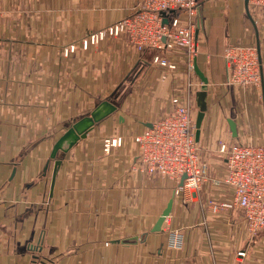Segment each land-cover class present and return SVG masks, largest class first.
Segmentation results:
<instances>
[{
	"label": "crops",
	"instance_id": "1",
	"mask_svg": "<svg viewBox=\"0 0 264 264\" xmlns=\"http://www.w3.org/2000/svg\"><path fill=\"white\" fill-rule=\"evenodd\" d=\"M138 2L0 0V264H264V231L251 237L239 206L213 209L234 195L214 181L227 174L220 141L264 144V12L246 0H198L195 62L208 78L198 153L210 179L188 197L136 168L134 139L173 109L172 96H187L189 80L200 83L196 117L202 80L187 75L182 50H140L125 33L82 47ZM166 15L187 20L181 9ZM235 44L258 47L260 86L226 83L224 51ZM157 54L178 68L152 63ZM104 100L116 111L59 152L51 192L54 144ZM111 135L122 144L107 153ZM170 202L165 229L152 231ZM174 230L180 247L168 244Z\"/></svg>",
	"mask_w": 264,
	"mask_h": 264
},
{
	"label": "built area",
	"instance_id": "2",
	"mask_svg": "<svg viewBox=\"0 0 264 264\" xmlns=\"http://www.w3.org/2000/svg\"><path fill=\"white\" fill-rule=\"evenodd\" d=\"M248 3L257 14L264 12V0H248ZM176 9L185 12V23L178 16L169 19L165 15ZM198 11V0H139L137 11L132 16L88 32L82 39V47L87 49L107 36L125 33L140 50L146 47L166 51L181 49L186 62V73L191 76L195 73L198 53ZM74 49L75 45L72 44L65 49V53ZM224 59L228 85L260 86L262 71L256 45H228L224 51ZM152 63L169 70L178 68L175 62L158 54L153 57ZM198 86L200 83L189 80L187 96H172L173 109L134 138L139 144L136 168L144 173L173 179L176 183L175 194L183 193L188 197L210 179L206 167L199 161L195 108L190 99L194 87ZM121 144V136L103 138L104 152L109 153ZM218 151L226 161L227 174L221 180L214 181L232 187L234 195L231 201L216 204L213 209L218 212L220 207H241L249 234L254 237L264 231V144L222 140ZM184 174L186 178L180 185ZM162 229H165V220ZM130 241L135 239L131 238ZM168 241L170 247H180L182 236L174 230ZM238 255L245 256L246 250L238 251Z\"/></svg>",
	"mask_w": 264,
	"mask_h": 264
},
{
	"label": "water",
	"instance_id": "3",
	"mask_svg": "<svg viewBox=\"0 0 264 264\" xmlns=\"http://www.w3.org/2000/svg\"><path fill=\"white\" fill-rule=\"evenodd\" d=\"M246 4L248 5V0H246ZM248 7V6H247ZM249 12V10H248ZM166 15V13H165ZM164 21L167 22V19L164 18ZM195 72L200 76L202 80V86L201 89L197 92V105H198V112L196 115V139L199 141L200 139V130L202 125V120L204 118L206 109H207V84H208V78L204 75V73L198 68V65L195 62ZM117 106L115 104H112L109 100L102 101L95 110L91 112L90 115L84 116L83 118L77 120L74 122L67 130L66 132L57 140V142L54 144L53 151H52V158L55 159L54 162V172H53V178H52V185H51V192H53L54 189V183L56 174L58 172V169L61 164V159L58 158V154L60 151H65L67 147L73 146L81 137H85L90 129L94 126L96 122H99L104 117L109 115L110 113L116 111ZM230 129L232 131V134L234 136L237 135L236 130V123L233 120H229ZM186 178V174L182 176L180 185L183 184L184 179ZM171 205L172 202H170L167 206V208L164 210V212L161 214V216L156 221L154 227L152 228V231H160L162 229V223L165 220V217L170 213L171 211Z\"/></svg>",
	"mask_w": 264,
	"mask_h": 264
},
{
	"label": "rangeland",
	"instance_id": "4",
	"mask_svg": "<svg viewBox=\"0 0 264 264\" xmlns=\"http://www.w3.org/2000/svg\"><path fill=\"white\" fill-rule=\"evenodd\" d=\"M71 45H72V44H71ZM71 45H70V46H71ZM70 46H69V47H70ZM67 48H68V47H67ZM65 49H66V48H65Z\"/></svg>",
	"mask_w": 264,
	"mask_h": 264
}]
</instances>
